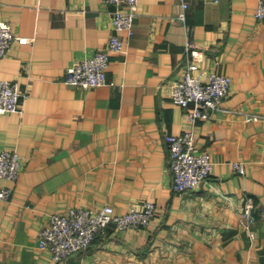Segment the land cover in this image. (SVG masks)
Masks as SVG:
<instances>
[{"label":"crops","instance_id":"0c3cea01","mask_svg":"<svg viewBox=\"0 0 264 264\" xmlns=\"http://www.w3.org/2000/svg\"><path fill=\"white\" fill-rule=\"evenodd\" d=\"M260 0H139L125 50L112 53L108 82H64L67 68L103 48L115 6L105 0H0V21L18 35L0 79L18 83L22 112L0 113V153L21 157L10 200H0V264H264V22ZM186 4V6L184 5ZM232 79L211 118L192 121L169 85L194 59ZM192 130L214 170L178 193L168 134ZM243 161L246 172L234 169ZM254 198V235L242 211ZM155 201L151 223H111L64 262L39 246L53 212L111 204L126 212Z\"/></svg>","mask_w":264,"mask_h":264},{"label":"built area","instance_id":"2783aa9c","mask_svg":"<svg viewBox=\"0 0 264 264\" xmlns=\"http://www.w3.org/2000/svg\"><path fill=\"white\" fill-rule=\"evenodd\" d=\"M115 6L112 11V32L107 44L92 55L70 65L64 82L84 88L105 85L112 53L125 50L122 32L133 33L139 0H105ZM186 6V4H184ZM255 16L264 22V0H260ZM32 38L18 35L7 21H0V60L15 42L28 43ZM189 50L194 59L187 65L184 75L169 85L172 102L182 106L190 120L208 119L220 110L231 90L232 79L217 71L203 72L196 61L197 49ZM22 93L18 83L0 79V113L22 112ZM170 146L169 168L173 175V189L183 193L196 189L214 170L212 155L199 148L192 130L181 134H168ZM234 169L246 172L243 161H234ZM21 157L17 151L5 149L0 153V200H10L13 188L2 183L3 179L16 181L21 172ZM254 198L246 195L242 217L245 226L254 235L252 225L256 220ZM157 211L155 201L145 199L132 205L126 212L117 213L111 204L100 207H73L63 212H53L48 224L39 232V246L51 250L55 261L61 263L75 253L88 249L98 235L113 223L119 229L147 226Z\"/></svg>","mask_w":264,"mask_h":264}]
</instances>
